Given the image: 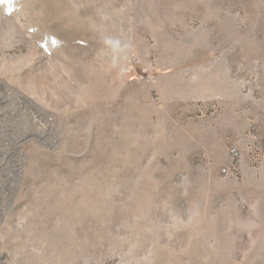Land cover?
I'll return each mask as SVG.
<instances>
[{
  "label": "rangeland",
  "instance_id": "obj_1",
  "mask_svg": "<svg viewBox=\"0 0 264 264\" xmlns=\"http://www.w3.org/2000/svg\"><path fill=\"white\" fill-rule=\"evenodd\" d=\"M0 264H264V0H0Z\"/></svg>",
  "mask_w": 264,
  "mask_h": 264
}]
</instances>
